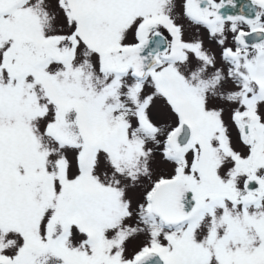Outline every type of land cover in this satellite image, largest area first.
<instances>
[{"label":"snow or ice","instance_id":"6c2138e0","mask_svg":"<svg viewBox=\"0 0 264 264\" xmlns=\"http://www.w3.org/2000/svg\"><path fill=\"white\" fill-rule=\"evenodd\" d=\"M0 264H264V0H0Z\"/></svg>","mask_w":264,"mask_h":264}]
</instances>
